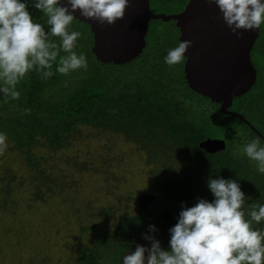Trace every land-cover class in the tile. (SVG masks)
I'll return each mask as SVG.
<instances>
[{
  "label": "trees",
  "instance_id": "obj_1",
  "mask_svg": "<svg viewBox=\"0 0 264 264\" xmlns=\"http://www.w3.org/2000/svg\"><path fill=\"white\" fill-rule=\"evenodd\" d=\"M22 2L26 3L34 22L49 31L47 17L35 8L34 0ZM186 2L149 0V9L157 13L161 10L158 7H167L178 12ZM174 22L150 19L141 53L127 62L114 63L95 57L91 51L93 34L89 25L74 18L69 31L82 33L74 51L86 54V70L62 75L56 71L58 56L53 63V75L47 80L35 69L26 74L16 86L20 92L18 100L11 97L6 100L0 91V133H5L11 144L7 149L18 152L32 168L38 167L44 158L35 152L38 147L48 152L61 150L67 147L80 126L120 134L147 153L153 152L159 144L173 150L178 157L179 163L176 161L173 167L161 170L160 176H157L158 171L155 173L157 180L146 190L154 194L155 199L146 208L137 206L135 211L120 216L110 230L79 225L78 231L85 240L83 237L84 242L74 247L73 264H119L120 254L134 240L143 238L149 225L158 228L162 223L174 221L182 206L192 207L201 198L213 201L215 197L207 185L209 177L236 180L245 193V208L253 203L264 204V174L257 171V162L239 152L253 139H259L264 146V24L250 51L256 81L249 91L234 97L229 107L241 118L222 112L219 103L187 85L183 72L185 58L177 65L165 63L168 50L179 43L180 32ZM167 23H171L168 29H158ZM51 39L57 44L60 42L59 37ZM59 55L66 53L61 50ZM3 86L0 80V88ZM25 109L30 112L26 113ZM207 137L223 139L224 149L210 153L200 148L198 143ZM1 158L0 155V208L18 213V202L10 197L14 176ZM41 177L31 191L30 201L44 200V195L48 194L45 189L49 192L50 178ZM45 184L48 187L42 189ZM26 206L32 211L33 206ZM164 212L168 213L167 219L162 216ZM96 215L108 221L114 212L102 207ZM253 226L264 229V221ZM164 249L170 250V246ZM46 261L43 257L37 262L34 254L22 264Z\"/></svg>",
  "mask_w": 264,
  "mask_h": 264
},
{
  "label": "clouds",
  "instance_id": "obj_2",
  "mask_svg": "<svg viewBox=\"0 0 264 264\" xmlns=\"http://www.w3.org/2000/svg\"><path fill=\"white\" fill-rule=\"evenodd\" d=\"M209 2L216 4L237 37L243 34L240 30L259 29L264 24V0ZM34 6L47 17L49 31L34 22L22 0H0V80L4 84L0 91L6 100L19 99L16 86L31 70L38 71L42 79L52 77L58 56L56 71L60 74L86 70V54L74 51L82 33L69 31L75 12L101 25H112L124 17L129 0H67L66 4L60 0H34ZM52 37H59V44ZM192 43L183 40L169 49L165 63H182ZM61 50L66 55L60 56ZM6 140L7 135L0 133V154L8 147ZM239 152L257 162V171L264 174V146L259 139L251 140ZM207 185L215 199L210 202L201 198L192 207L182 206L178 222L169 229L170 250L161 247L155 235L158 229L149 225L143 238L151 246L136 244L135 250L123 257V264H145V253L147 264H264V229L253 226L264 221V204L253 203L245 208V193L236 180L209 177Z\"/></svg>",
  "mask_w": 264,
  "mask_h": 264
},
{
  "label": "rangeland",
  "instance_id": "obj_3",
  "mask_svg": "<svg viewBox=\"0 0 264 264\" xmlns=\"http://www.w3.org/2000/svg\"><path fill=\"white\" fill-rule=\"evenodd\" d=\"M158 8L159 13H176ZM167 26L171 23L158 29ZM6 143L9 149L11 144ZM8 149L0 155L14 176L10 197L18 202V213L0 208V264H22L34 254L37 262L46 258L42 264H73L72 251L85 240L78 231L80 224L112 229L120 216L135 211L137 196L157 180V171L160 176L161 170L179 163L169 148L158 144L147 153L120 134L90 126H80L61 150L38 147L35 152L44 156L38 167H30L18 152ZM42 175L51 180L49 192L48 183L42 188L48 193L44 200L30 201ZM102 207L114 212L108 221L95 216Z\"/></svg>",
  "mask_w": 264,
  "mask_h": 264
},
{
  "label": "water",
  "instance_id": "obj_4",
  "mask_svg": "<svg viewBox=\"0 0 264 264\" xmlns=\"http://www.w3.org/2000/svg\"><path fill=\"white\" fill-rule=\"evenodd\" d=\"M60 3L66 4L67 0H60ZM74 15L75 19L89 25L93 34L91 51L95 57L102 62L114 63L127 62L141 53L150 19L174 20L180 32L178 41L193 42L185 52L183 63L187 85L193 91L219 103L222 112L242 118L229 107L234 97L246 93L256 81V69L250 51L259 29L240 30L243 34L237 37L224 22L216 4L209 0H188L181 11L173 14L151 11L149 0H129L124 17L112 25H101L98 21L85 18L78 10ZM198 145L214 153L224 149L225 142L220 138L207 137ZM154 199V194L144 192L137 196L136 203L138 207L146 208ZM162 216L167 219L168 213L164 212ZM178 219L179 215L175 216L174 221L158 226L155 235L163 249L170 246L169 229ZM136 244L151 246V242L143 238L134 240L120 254L119 264H123L125 255L135 250ZM145 257L147 264V253Z\"/></svg>",
  "mask_w": 264,
  "mask_h": 264
},
{
  "label": "flooded vegetation",
  "instance_id": "obj_5",
  "mask_svg": "<svg viewBox=\"0 0 264 264\" xmlns=\"http://www.w3.org/2000/svg\"><path fill=\"white\" fill-rule=\"evenodd\" d=\"M167 223V222H166Z\"/></svg>",
  "mask_w": 264,
  "mask_h": 264
}]
</instances>
